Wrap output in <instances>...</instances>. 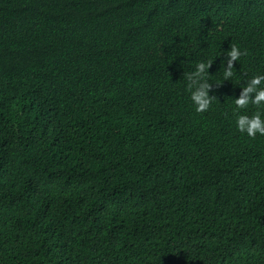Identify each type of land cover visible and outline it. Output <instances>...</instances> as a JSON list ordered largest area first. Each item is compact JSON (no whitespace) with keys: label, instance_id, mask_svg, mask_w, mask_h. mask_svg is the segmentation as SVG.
I'll list each match as a JSON object with an SVG mask.
<instances>
[{"label":"trees","instance_id":"obj_1","mask_svg":"<svg viewBox=\"0 0 264 264\" xmlns=\"http://www.w3.org/2000/svg\"><path fill=\"white\" fill-rule=\"evenodd\" d=\"M261 73L264 0H0V264H264Z\"/></svg>","mask_w":264,"mask_h":264},{"label":"clouds","instance_id":"obj_2","mask_svg":"<svg viewBox=\"0 0 264 264\" xmlns=\"http://www.w3.org/2000/svg\"><path fill=\"white\" fill-rule=\"evenodd\" d=\"M245 54V49L236 43H230L229 49L225 53L227 59L222 73L223 81L229 80L234 75L233 61H238ZM212 62V60H198L195 62L192 71L183 72V77L186 80L184 87L196 113L207 111L213 99L209 95L211 84L207 80L208 69ZM262 81H264V73L253 75L247 84L241 88L240 95L234 99L236 106L233 109L234 113L246 107L249 102L257 106V110L251 116L245 113H239L235 116L236 130L242 134L246 133L248 137L264 136V113L260 111V108L264 107V86H260Z\"/></svg>","mask_w":264,"mask_h":264}]
</instances>
